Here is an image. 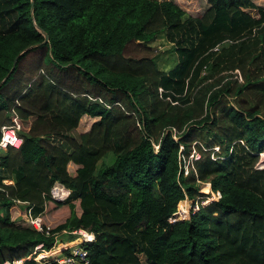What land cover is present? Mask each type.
<instances>
[{
    "label": "trees",
    "instance_id": "16d2710c",
    "mask_svg": "<svg viewBox=\"0 0 264 264\" xmlns=\"http://www.w3.org/2000/svg\"><path fill=\"white\" fill-rule=\"evenodd\" d=\"M31 1L0 0V126L14 117L21 136L0 151V179H12L0 182V263L52 246L21 215L45 202L50 232H93L88 264H264V0H207L177 88L153 55L127 52L175 29L173 0ZM53 183L64 199L49 197ZM209 191L182 219L183 196Z\"/></svg>",
    "mask_w": 264,
    "mask_h": 264
},
{
    "label": "built area",
    "instance_id": "2783aa9c",
    "mask_svg": "<svg viewBox=\"0 0 264 264\" xmlns=\"http://www.w3.org/2000/svg\"><path fill=\"white\" fill-rule=\"evenodd\" d=\"M19 124L16 119L13 117V121L11 123L2 124L0 126V151L4 150L7 146L16 147L21 142V136L18 132ZM156 146V145H155ZM181 146V145H179ZM194 149V148H193ZM214 149L217 150V145H214ZM196 152V151H195ZM190 153L187 154V157L179 152L178 153V166L181 168L182 174L185 175L188 167L190 165V159L197 157V152L195 156H189ZM260 155L256 162V166L264 163V149L259 152ZM199 181L198 179H196ZM1 183H11L10 178H1ZM208 183H205V185ZM1 188V187H0ZM69 193V189L64 187L60 183H53L48 191V195L50 198L54 200H62ZM214 198V193L209 191V193L205 195L196 194L193 197H188L186 195L183 196V201L185 202V214L188 217L190 212H193L198 209L199 204H203L207 200H211ZM188 201V204H187ZM207 201V202H208ZM45 202L43 204L42 210L37 213H32L31 207L26 206L23 209L22 216L24 220L28 221L32 228L36 231L43 232L45 235L52 234L54 238V242L52 246L49 248H45L42 242H38L34 244L31 250L26 253L24 256L12 259L8 261L7 259H3L0 264H21L22 260L25 258L32 257L36 260V263L39 262L42 264L44 261H54V264H88L89 257L87 255V249L84 246V242L90 241L93 238V232L87 230L82 227H77L71 230L62 229L60 232H50L49 227L41 223V213L44 209ZM185 215L182 217V219ZM181 219V220H182ZM61 232H71L74 233L72 239L69 240H60L57 238V234ZM76 241H70L74 240ZM57 244H60L56 249L51 250V248L55 247Z\"/></svg>",
    "mask_w": 264,
    "mask_h": 264
},
{
    "label": "rangeland",
    "instance_id": "374dc122",
    "mask_svg": "<svg viewBox=\"0 0 264 264\" xmlns=\"http://www.w3.org/2000/svg\"><path fill=\"white\" fill-rule=\"evenodd\" d=\"M173 1L176 2L184 10L183 19L181 17L179 24L175 27V29H172V30L163 29L160 32H158L152 40H150L146 43V45H145L146 47L142 48V47L132 45L134 47V49L130 50V51L128 50L127 52H130L133 54H142V53L145 54L146 53L149 55H153L155 57V60H156L158 67L165 72L166 76L171 77L170 83L172 84L173 87H176L175 81L179 78H182L183 74H184V70H186L184 68L183 72L181 74L178 73V70L181 69V66L183 64L182 59L193 48L195 42L198 40V38L200 37V34H201V28L198 26V24L196 22V18H198L203 13V11L207 8L208 2H207V0H173ZM250 11L254 12V10H250ZM185 17H189L192 19L193 23H192L191 28L189 27V21L186 24ZM216 18L218 20L219 25H221V23H223V21L225 19L224 14L218 15ZM229 43H230V40L223 39L220 43H218V46H217V44H215V46L213 48L216 49V52L213 53L212 56L214 57L216 55L217 51H219V48H217V47H219V46L225 47V45H227ZM179 47H182L181 52H179ZM181 53H184V54L181 55ZM220 57L221 56H216V58H220ZM205 72H206L205 70H201V72H199L197 77L199 78ZM231 72L235 73L238 81H240L241 77L239 74V69L234 68L233 70H231ZM233 76H235V75L232 74V77ZM177 87H179V86H177ZM90 119H92V118L83 114L79 118L77 129L78 130L85 129L88 126V122ZM213 148H214V146H213ZM188 153H190L189 156H191V155L195 156L196 155V152L192 147L190 148ZM261 156L262 155L259 154V157H261ZM259 157H258V159H259ZM262 158H263V156L261 157V159ZM68 167L70 168V167H72V165L69 164ZM11 181H12V179H11ZM204 183H208V182L205 181ZM206 185L208 186L209 183ZM206 202H203V204H205ZM15 203H16L15 205H17V206L19 205V204H17L18 202H15ZM183 204H185V202ZM187 204H188V201H187ZM15 205H14V210H12V208H11L12 206L9 207V211H11V213H12L11 216L20 214V211H22L21 207H19V206L18 207L20 208V210L18 211L17 207ZM176 207H177V205H176ZM75 209L77 211L79 209L77 202L75 203ZM184 210H185V208L183 209V211ZM186 218L187 217L185 214V217L183 219H186ZM60 237H61V233H58L57 238L60 239ZM39 262H37L36 264H40Z\"/></svg>",
    "mask_w": 264,
    "mask_h": 264
},
{
    "label": "water",
    "instance_id": "95a60500",
    "mask_svg": "<svg viewBox=\"0 0 264 264\" xmlns=\"http://www.w3.org/2000/svg\"><path fill=\"white\" fill-rule=\"evenodd\" d=\"M31 4H32V1L30 0V7H31ZM39 31L42 33V35H43V39L41 40V42H45V41H47V39H48V37H47V34H46V32H44L43 30H40L39 29ZM18 55V53L15 55V57L14 58H16V56ZM13 62H14V60H13ZM5 77V76H4ZM3 77V78H4ZM2 78V79H3ZM1 79V80H2Z\"/></svg>",
    "mask_w": 264,
    "mask_h": 264
},
{
    "label": "crops",
    "instance_id": "0c3cea01",
    "mask_svg": "<svg viewBox=\"0 0 264 264\" xmlns=\"http://www.w3.org/2000/svg\"><path fill=\"white\" fill-rule=\"evenodd\" d=\"M14 205H15V204H13V206L11 207L12 210H14ZM15 206L17 207V210L19 211V210H20V208H19L20 206H19V205H18L19 207H18L17 205H15ZM45 206H46V204H45ZM45 206H44V208H45ZM15 210H16V209H15ZM43 211H44V209H43ZM43 211H42V213H43ZM20 213H21V211H20ZM42 213H41V216H42ZM21 215H22V214H21Z\"/></svg>",
    "mask_w": 264,
    "mask_h": 264
}]
</instances>
